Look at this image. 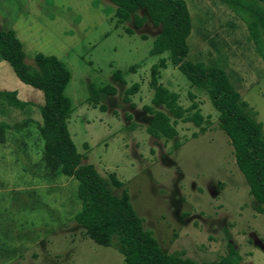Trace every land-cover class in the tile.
I'll use <instances>...</instances> for the list:
<instances>
[{
  "label": "rangeland",
  "instance_id": "obj_1",
  "mask_svg": "<svg viewBox=\"0 0 264 264\" xmlns=\"http://www.w3.org/2000/svg\"><path fill=\"white\" fill-rule=\"evenodd\" d=\"M186 2L192 17L187 58L222 65L264 129V60L245 23L220 0ZM115 24L110 0H0V28L15 31L27 63L42 52L69 67L65 92L74 111L68 128L77 149L102 175L115 172L124 182L114 192L128 190L164 251L210 261L232 247L239 264H264V214L257 211L207 92L168 61L160 81L179 94L184 107L198 104L205 130L178 120L171 139L149 134L150 115L143 107L153 93L150 67L167 56L149 53L159 27L150 20L141 28L128 22L134 29L128 34ZM116 69L125 83L112 78ZM91 82L116 86L103 99L105 110L88 101ZM134 82L139 90L126 101L124 91ZM0 90L15 91L26 102L17 107L0 97V123L10 126L7 142L0 143V264H124L116 240L100 245L75 221L81 204L77 181L46 173L37 128L43 93L22 81L1 54Z\"/></svg>",
  "mask_w": 264,
  "mask_h": 264
},
{
  "label": "trees",
  "instance_id": "obj_2",
  "mask_svg": "<svg viewBox=\"0 0 264 264\" xmlns=\"http://www.w3.org/2000/svg\"><path fill=\"white\" fill-rule=\"evenodd\" d=\"M114 4L115 26L131 22L141 28L147 20L159 27V32L149 49L151 55L162 56L150 67L149 87L151 104L143 109L150 115L147 131L156 138L171 139L177 135L178 120L200 126L204 119L194 101L184 107L179 94L169 90L161 81V69L168 61L196 86L207 92L218 112V127L230 141L238 169L243 174L251 196L257 202V211L264 214V129L255 117V111L242 97L226 69L214 62L188 59L190 46L187 38L192 31V17L186 0H110ZM246 25L249 38L264 60V0H220ZM128 34L134 29L125 26ZM0 54L10 63L17 76L42 91L44 101L39 105L41 123L37 125L42 141L40 162L50 176L62 174L77 181L80 208L75 221L84 228L87 237L104 246H113L116 240L122 246L124 264H239L240 254L230 248L218 260L197 261L181 251L167 252L146 229L144 220L136 212L126 188L121 193L114 190L124 186L115 172L102 175L93 163L84 162L86 154L80 152L71 136L68 122L74 111L72 98L65 90L71 71L65 61L52 54L37 52L33 64L24 60L20 39L11 28H0ZM129 70H135V64ZM113 79L125 83L121 69L113 72ZM134 82L124 91V100L138 92ZM88 101L105 110L103 99L115 94V85L105 82L89 84ZM0 97L10 105L22 107L15 91H1ZM29 120V119H27ZM31 120V119H30ZM9 125L0 123V143L8 140ZM196 135V133L194 134ZM38 162V163H40ZM13 251H17L14 247ZM2 251V250H0Z\"/></svg>",
  "mask_w": 264,
  "mask_h": 264
}]
</instances>
